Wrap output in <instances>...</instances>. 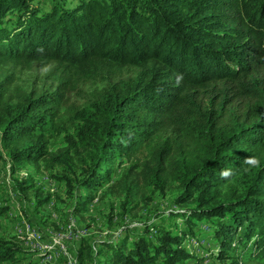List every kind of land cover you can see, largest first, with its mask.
Segmentation results:
<instances>
[{
	"label": "trees",
	"instance_id": "obj_1",
	"mask_svg": "<svg viewBox=\"0 0 264 264\" xmlns=\"http://www.w3.org/2000/svg\"><path fill=\"white\" fill-rule=\"evenodd\" d=\"M68 1L0 0V149L14 165L66 170L61 180L86 191L77 215L104 185L127 201L153 188L193 205L176 212L189 232L102 241L94 264H188L183 242L206 234L200 223L218 256L244 239L263 254L264 0ZM249 155L260 166L244 173ZM27 253L0 238V264H42Z\"/></svg>",
	"mask_w": 264,
	"mask_h": 264
},
{
	"label": "rangeland",
	"instance_id": "obj_2",
	"mask_svg": "<svg viewBox=\"0 0 264 264\" xmlns=\"http://www.w3.org/2000/svg\"><path fill=\"white\" fill-rule=\"evenodd\" d=\"M76 2L69 0L66 6H74ZM42 8L47 11L49 6L43 4ZM23 78L29 79L27 75ZM0 152L3 156L0 158V209L6 212L0 217V238L22 244L29 251L28 259L41 260L42 264H94L101 261L97 251L102 241L120 242L125 237L143 234L148 226L160 225L174 234L187 230L184 218L177 217L176 212L190 210L193 205H177L174 190L144 189L140 196L127 201L119 192L109 193L108 186L104 185L97 189L96 199L87 210L77 215L74 213L76 196L86 191H72L67 182L61 180L62 176H68L66 170L48 171L44 166L36 168L33 164L14 165L5 147L1 146ZM74 163L76 176H80L81 164L78 159ZM125 167L127 165L120 162L115 165L114 182L120 179ZM233 184L239 189L243 187L241 182ZM21 185L30 189L20 193ZM48 197L49 202L39 207L40 198ZM200 226L206 234L195 228L194 234H188L191 236L183 242L187 252L193 255L188 264H198L194 260L202 261L200 264H264V253L254 248V239H244L235 249L226 248L223 256L221 253L218 256L220 241L204 223ZM87 243L93 246L94 253L88 256L85 253V257L78 260L79 249ZM65 251L70 256L75 255L74 263Z\"/></svg>",
	"mask_w": 264,
	"mask_h": 264
},
{
	"label": "clouds",
	"instance_id": "obj_3",
	"mask_svg": "<svg viewBox=\"0 0 264 264\" xmlns=\"http://www.w3.org/2000/svg\"><path fill=\"white\" fill-rule=\"evenodd\" d=\"M243 163L247 165V167L242 169L244 173H247L251 171V169L260 166L259 158L255 156H251V155L245 157ZM220 175L223 179L228 180L229 182H232L235 176L238 175V173H234L233 170L230 168H222L220 170Z\"/></svg>",
	"mask_w": 264,
	"mask_h": 264
},
{
	"label": "built area",
	"instance_id": "obj_4",
	"mask_svg": "<svg viewBox=\"0 0 264 264\" xmlns=\"http://www.w3.org/2000/svg\"><path fill=\"white\" fill-rule=\"evenodd\" d=\"M64 254H65L70 260H72V263L75 262V255L70 256V255L67 254L66 251L64 252ZM48 261L50 262V260H48Z\"/></svg>",
	"mask_w": 264,
	"mask_h": 264
}]
</instances>
